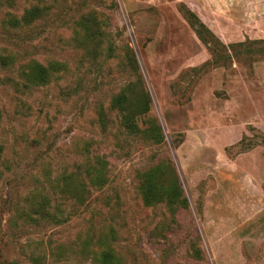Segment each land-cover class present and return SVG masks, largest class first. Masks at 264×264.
<instances>
[{
	"label": "rangeland",
	"instance_id": "1",
	"mask_svg": "<svg viewBox=\"0 0 264 264\" xmlns=\"http://www.w3.org/2000/svg\"><path fill=\"white\" fill-rule=\"evenodd\" d=\"M0 54V264H264V0H0Z\"/></svg>",
	"mask_w": 264,
	"mask_h": 264
},
{
	"label": "trees",
	"instance_id": "2",
	"mask_svg": "<svg viewBox=\"0 0 264 264\" xmlns=\"http://www.w3.org/2000/svg\"><path fill=\"white\" fill-rule=\"evenodd\" d=\"M31 16L24 15L22 20L24 24L28 25L31 24L36 19L43 16L44 11L41 9L31 10ZM195 16V13H191ZM22 20L16 19V24H21ZM199 26H205L203 22H196ZM242 44V43H241ZM17 62L16 57L13 54H0V72L2 70H9L13 69L15 66L14 64ZM135 66L138 67L137 60H135ZM20 69V73L25 78V85L26 86H39L46 83L49 80L50 72L46 66H44L40 61L36 59H31L25 62L23 65L18 67ZM54 71H58V68L54 67ZM28 83V84H27ZM30 84V85H29ZM149 103H150V96L148 93L143 92V97L140 98L135 102V111L133 113H128L125 116V119L130 124V128L132 132H136L138 130L137 124L135 123V116L145 114L149 111ZM122 108V107H121ZM148 135L152 138L155 142H162L164 138V133L162 131L161 125L159 123H155L154 127H149ZM159 178H162V169L158 167L157 170L151 172V175L145 180L142 185L141 192L144 195V198L148 201H155V200H175L180 198L182 195V187L178 178L174 180V183L171 185L165 186L164 191H160L157 186V182ZM66 184V191L67 192H75L73 189V182L71 177L64 178ZM82 187L84 184L82 183ZM185 199V198H184ZM50 203V199L48 197L45 198L44 202L37 204V211L38 214H43L44 216H51L54 217L57 222L61 221V219H57V216H54L52 212L46 208ZM65 219V218H64ZM105 258L104 260H106Z\"/></svg>",
	"mask_w": 264,
	"mask_h": 264
}]
</instances>
